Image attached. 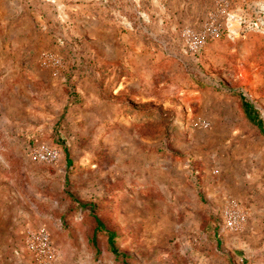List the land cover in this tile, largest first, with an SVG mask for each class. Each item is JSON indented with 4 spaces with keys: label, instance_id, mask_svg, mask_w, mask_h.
I'll list each match as a JSON object with an SVG mask.
<instances>
[{
    "label": "rangeland",
    "instance_id": "obj_1",
    "mask_svg": "<svg viewBox=\"0 0 264 264\" xmlns=\"http://www.w3.org/2000/svg\"><path fill=\"white\" fill-rule=\"evenodd\" d=\"M0 264H264V0H0Z\"/></svg>",
    "mask_w": 264,
    "mask_h": 264
},
{
    "label": "trees",
    "instance_id": "obj_2",
    "mask_svg": "<svg viewBox=\"0 0 264 264\" xmlns=\"http://www.w3.org/2000/svg\"><path fill=\"white\" fill-rule=\"evenodd\" d=\"M243 108H244V111L247 114V117L250 120L252 119V120L256 121V123L259 124V125H261L260 127H262V122L263 121L261 120V118H259V115L257 114L256 107L253 104H250L248 102H244L243 103ZM95 221H97L98 227L99 228H102V222L100 221V219L99 218H96ZM114 237H115L114 233H110V235H109V242L112 245V248L114 247L113 246L114 245V241H115L114 240Z\"/></svg>",
    "mask_w": 264,
    "mask_h": 264
},
{
    "label": "built area",
    "instance_id": "obj_3",
    "mask_svg": "<svg viewBox=\"0 0 264 264\" xmlns=\"http://www.w3.org/2000/svg\"><path fill=\"white\" fill-rule=\"evenodd\" d=\"M38 154L43 159H55L56 157V152L48 147L44 149H40L38 151Z\"/></svg>",
    "mask_w": 264,
    "mask_h": 264
}]
</instances>
